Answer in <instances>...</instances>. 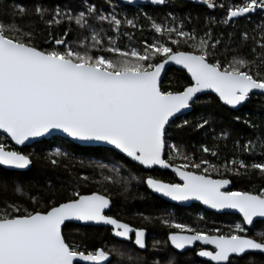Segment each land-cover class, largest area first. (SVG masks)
Listing matches in <instances>:
<instances>
[{
    "label": "snow or ice",
    "instance_id": "1",
    "mask_svg": "<svg viewBox=\"0 0 264 264\" xmlns=\"http://www.w3.org/2000/svg\"><path fill=\"white\" fill-rule=\"evenodd\" d=\"M135 2L123 0L125 5ZM147 2L163 6L169 0ZM194 2L212 12L218 8L224 12L220 18L206 15L203 27L198 28L199 17L193 22L190 15L178 18L169 14L170 19L165 17L160 22L147 13L129 18L117 11L114 0H107V8L94 0H69L51 8L36 3L31 9H9L0 0V15L12 17L8 23L0 21V134L15 146H24L60 132L94 146L109 161L88 165L99 169L102 179L81 175L78 181L118 185L122 193H129L133 184L143 183L172 201L195 200L214 210L239 213L240 221L229 225L227 233L220 228L205 231L175 222L171 214H140L146 221L158 219L165 227L179 230L169 231L166 240L153 241L151 264H179L193 246L198 248L199 257L214 264H238L245 257L247 264H256L251 255L264 254V187L259 191L228 190L232 180L226 177L250 179L256 174L264 178V134L250 137L242 145L235 142L238 153L247 154V161L234 154L218 165L203 157L196 160L171 144L169 159L182 161L173 164L164 158V149L168 127L175 123L173 118L186 115L199 102V94L210 90L233 109L254 92L264 94V21L251 31L230 30L240 18L251 22L253 14L264 16V0H241L230 5L223 0ZM25 15L37 17L46 26V35L44 30L24 23ZM140 19L145 23H139ZM186 21L192 23L190 30H185ZM61 25H65L63 34L53 35L52 29ZM73 25L80 37L76 40L68 39ZM220 25L226 26L225 33L217 34L214 29ZM146 29L156 34L151 42L143 38ZM137 31L140 38L135 35ZM38 37L47 47L38 46ZM134 39H139L141 47L122 46L123 40ZM218 46L222 52L216 51ZM229 51L233 53L231 59L222 63L219 55ZM170 63L190 75V82L182 90H162L161 74ZM243 122L258 127L248 120ZM188 123L183 119L176 127ZM206 126L211 127L206 117L195 125L207 130ZM228 136L221 131L220 138L226 140ZM201 151L218 156L217 150L205 145H201ZM67 156V152L56 149L48 158L57 165L56 158ZM31 164V153L0 140V191L26 197L35 206L29 211L21 203L0 201V264H112L113 253L123 257L115 246L107 251L104 247L87 250L66 242V222L110 226L114 238L149 250L145 228L133 227L106 211L113 206L110 190L84 194L79 188L87 184H78L68 198L57 202L51 187L48 194L25 191L19 177ZM156 166L171 168L181 182H163L140 174L142 169ZM213 171L220 178L213 179ZM209 245L211 250L203 247ZM137 260L149 264L139 256Z\"/></svg>",
    "mask_w": 264,
    "mask_h": 264
},
{
    "label": "trees",
    "instance_id": "2",
    "mask_svg": "<svg viewBox=\"0 0 264 264\" xmlns=\"http://www.w3.org/2000/svg\"><path fill=\"white\" fill-rule=\"evenodd\" d=\"M75 3H79L80 0H74ZM97 5H103L108 7L107 0H94ZM114 2H118L114 0ZM43 3L47 7H54L56 5H63L69 3V0H3V6L9 9L13 7L24 6L25 8L31 9L34 4ZM122 11H125L129 15L139 13L143 16L144 13L154 17L158 22L163 21L165 17L171 18L174 15L178 18H184L191 16L193 22L195 18L199 17L198 28L203 27L204 17L208 14H213L217 18H220L223 11L208 10L203 6H196L192 3L184 0H170L168 4L163 8H155L152 6L146 7H130L120 4ZM12 19L10 15H0V21L8 23ZM16 21L20 22V17L17 15ZM264 21V16L255 15L251 22L244 19H240L239 23L236 24L235 29L232 31L245 29L251 31L253 27ZM23 22L26 24H32L38 30H44L46 35V26L43 23L38 22V18L35 16L29 17L24 16ZM139 23H145L143 19L139 20ZM185 30H190L192 27L191 22H187ZM73 30L69 32L68 39L76 40L80 37L77 35V29L73 25ZM107 27V25H105ZM65 25L59 26V29L53 28V35H62ZM226 26L220 25L214 29L217 34L225 33ZM202 34V33H201ZM137 38H140V32L135 33ZM156 34L150 30H145L143 38L151 42L153 36ZM38 46L47 47L43 43V39L38 37L36 40ZM122 46L125 48L130 47H141L139 39H134L132 42L127 40L122 41ZM175 49V45L172 46ZM217 52H222L220 46L216 49ZM245 51H247L245 49ZM105 55H110L104 53ZM233 53L229 51L227 54L219 55V59L222 63L227 62L231 59ZM190 82V79L185 72L171 68L167 71L164 80L161 83L162 90H182L185 85ZM236 116L241 119L237 121ZM201 117H206L210 120L211 127L206 126L207 130L196 128L195 125L200 121ZM183 119L189 121L188 125L183 127H176V124H181ZM248 120L252 125L258 127H249L243 121ZM171 124V123H170ZM229 133L228 138H220L221 131ZM264 134V95H252L250 100L244 104V106L238 111H233L221 104L218 98L213 95H205L200 97L197 104L193 105V110L184 115L181 119H176L174 124L168 127L166 133V149L165 159L173 164H180L182 161L177 158L169 159V145L175 144L180 147L189 156L196 160L201 157L208 159L214 164H222L226 159H231L234 154H238L241 158L248 160L247 154L239 152L235 147V142L239 141L242 145L250 137L255 135ZM0 140L13 146L10 140L5 136L0 135ZM201 145L214 148L218 151V156L213 157L208 153L201 151ZM218 146V147H217ZM14 147V146H13ZM56 149H60L63 152H67L68 156L64 158H56L59 160L57 165H52L48 158L52 152ZM26 154H32L31 170L23 172V175L19 177L22 185L25 186V191L31 190L32 193L44 192L48 194V189L51 187L55 190L56 195L53 197L57 202H62L68 198L70 192L78 184H87L86 187H80L79 190L87 194L94 190L103 191L105 188L110 190L113 206L109 212L110 215L115 216L129 223L133 227H142L148 231L149 250L140 251L134 244L121 242L112 237V232L109 228L105 227H92V226H81L75 224H67L63 228V233L66 238V242L70 244L80 245L81 249L94 250L96 248L104 247L105 250L112 249L113 246L118 248L124 253L123 257H117L115 253L112 254V264H142V261H138L137 257L143 258V261H148L151 264V258L154 256V252L151 251V245L154 240H166V234L169 231H179L177 229H169L160 223L158 219H152L150 222L143 219V216L149 217H160L168 216L171 214V219L175 222L185 223L191 227L210 231L213 228H220L221 231L227 233L229 231L228 226L240 221V217L233 214L218 215L215 213L205 211L199 205H193L190 208L179 207L172 205L161 198L155 196L148 191L146 185L141 183L139 185L133 184L129 193H122L121 188L118 185L112 184H96L90 182L78 181L77 178L81 175H89L96 180L102 179L101 172L99 169H93L88 167L90 163L103 162L109 163L104 158V153L94 150V147H81L70 141L61 138L54 137L50 140H43L35 144L24 147L23 149H17ZM55 158V157H53ZM260 159L259 156L256 157ZM250 162V161H249ZM129 167H134L129 165ZM223 173V168H221ZM105 174H108L105 170ZM141 175H151L154 178H158L164 182H177L175 175L168 171H161L154 169L152 171L141 170ZM213 178H220L216 172L211 173ZM232 180L231 190H248V191H259L260 188L264 187V178L259 175L253 174L249 179L248 177H236L227 176ZM8 200L14 203H21L24 207H27L29 211H32L35 207L31 204L26 197L13 195L11 191L4 193L0 191V201ZM45 203L47 201L45 200ZM42 210V209H39ZM203 217V219H201ZM106 246V247H105ZM167 251H171L170 248ZM164 255L162 251L160 253ZM131 257V259H129ZM251 258L256 261V264H261L264 261V255L252 254ZM179 264H209L201 261L196 256V250L188 251L184 254V257L179 260ZM238 264H247V257L240 258Z\"/></svg>",
    "mask_w": 264,
    "mask_h": 264
},
{
    "label": "water",
    "instance_id": "3",
    "mask_svg": "<svg viewBox=\"0 0 264 264\" xmlns=\"http://www.w3.org/2000/svg\"><path fill=\"white\" fill-rule=\"evenodd\" d=\"M54 1H59V0H54ZM117 1H119L121 4L125 5V4L123 3V0H117ZM184 1H187V2H189V3H192V4L196 5V6H203V5H200V4H198V3H195L194 0H184ZM125 6H130V7H137V6H152V7H155V8H163V7H165V5H163V6L152 5V4L148 3L147 0H136L135 4H133V5H125ZM253 15H255V14H253ZM240 19H241V18H240ZM171 68H175V69H177V70H180V71L185 72L186 75L188 76V78L190 79V75L187 73L186 70L182 69V68H181L180 66H178V65H174V64H171V63H170V64H168V65L165 66V69H164V71H163L162 74H161V83H162V81L164 80V78H165V76H166V74H167V71H168L169 69H171ZM205 95H213V96H215L216 98H218V97L216 96V94L213 93V92H211L210 90H209V91H206L205 93H201V94H199L200 97L205 96ZM252 95H264V94H260V93H258V92H254ZM252 95H251V96H252ZM218 99H219V98H218ZM249 100H250V99H249ZM249 100H248V101H249ZM219 101H220V100H219ZM248 101H246L245 103H247ZM220 102H221V101H220ZM245 103H244V104H245ZM221 104L224 105L222 102H221ZM244 104L241 105V106H238L237 109H233V108H231L230 106H227V105H224V106L227 107V108H229V109H231V110H233V111H238L239 109H241V108L244 106ZM192 110H193V106H192V108L187 112V114H189ZM187 114H186V115H187ZM173 119L176 120L175 118H173ZM170 123H171V122H170ZM0 135H2V134H0ZM2 136H4V135H2ZM5 137H6V136H5ZM54 137H61V138H64V139L70 141L71 143H74V144H76V145H78V146H81V147H94V146H89V145L85 144L84 142L75 141V140H73L72 138L67 137L66 134H63V133H60V132H56V133H54V134H52V135H50V136H48V137H40V138H36V139H34L33 141H31V142H26V145H24V146H15L13 142H11V143L13 144V146H14L15 148H17V149H23V148L26 147V146H29V145L35 144V143H37V142H41V141H43V140H50V139H52V138H54ZM165 149H166V146H165ZM165 149H164V158H165ZM32 167H33V164H31V166H30L29 169L22 170V172L29 171V170L32 169ZM154 169H158V170H161V171H168V172L172 173L173 175H175V177H176L178 183L181 182L179 176L176 175V173L173 172L171 168H161V167H159V166H156V167H154L153 169H145V170H146V171H152V170H154ZM212 178H213V177H212ZM213 179H217V178H213ZM163 182H164V181H163ZM232 185H233V184L231 183L230 185L227 186L228 190H231V189H232ZM146 188H147V186H146ZM147 189H148V188H147ZM148 191L151 192L152 194H154L155 196L161 198L162 200H164V201H166V202H168V203H170V204H172V205L179 206V207L190 208V207H192L193 205H199V206H201V207H202L205 211H207V212L215 213V214H218V215H223V214H233V215H237V216L240 217L239 213H237L236 210H222V211H218V210H214V209L209 208L207 205H204V204H203L202 202H200V201H195V200L184 201V202L172 201L170 198H166V197H163L161 194L154 193V192H153L152 190H150V189H148ZM110 210H111V209H110ZM110 210H106V211L108 212V214H109ZM240 218H241V217H240ZM67 224H75V225H81V226H92V227H105V228H109V229H110V226L95 225V224H84V223H81V222H66V225H67ZM131 226H132V225H131ZM110 230H111V229H110ZM112 237L114 238L113 235H112ZM114 239H116V240H118V241H121V242H127V243H130V241H122V240H120L119 238H114ZM147 240H148V231H147ZM197 245H199V242H197ZM134 246H135V245H134ZM135 247H136V246H135ZM203 247L207 248L208 250H211V249H212V246H210V245H209V246H203ZM195 248H196V246H193V247H192L190 250H188V251H193V250H195ZM137 249H138V248H137ZM138 250H139V249H138ZM140 251H146V250H140ZM188 251H186V252H188ZM186 252H185V253H186ZM255 254H259V253H255ZM260 255H264V254H260ZM196 256H197L201 261L207 262V263H209V264H214V262H209V261L207 260V258H201V257H199V256L197 255V252H196ZM110 258H111V261H113V256H112V255H111ZM81 264H83V262H81Z\"/></svg>",
    "mask_w": 264,
    "mask_h": 264
},
{
    "label": "flooded vegetation",
    "instance_id": "4",
    "mask_svg": "<svg viewBox=\"0 0 264 264\" xmlns=\"http://www.w3.org/2000/svg\"><path fill=\"white\" fill-rule=\"evenodd\" d=\"M187 2V1H186ZM223 2L226 4V5H230V4H234V3H239V2H241V0H223ZM120 3V2H119ZM121 4V3H120ZM137 7H146V6H137ZM204 7V6H203ZM224 9H216L215 11H223ZM255 15H259V14H255ZM255 15H253V16H255ZM241 19H243V18H241ZM240 20V19H239ZM176 183H178V181L176 182ZM195 250H196V252L198 251V248L196 247L195 248Z\"/></svg>",
    "mask_w": 264,
    "mask_h": 264
},
{
    "label": "rangeland",
    "instance_id": "5",
    "mask_svg": "<svg viewBox=\"0 0 264 264\" xmlns=\"http://www.w3.org/2000/svg\"><path fill=\"white\" fill-rule=\"evenodd\" d=\"M169 2H170V0H169ZM115 3H117V4H118L117 11L121 12L122 14H126V12H125V11H122V8H121V5H120V3H119V2H115ZM130 48H131V47H130Z\"/></svg>",
    "mask_w": 264,
    "mask_h": 264
},
{
    "label": "bare ground",
    "instance_id": "6",
    "mask_svg": "<svg viewBox=\"0 0 264 264\" xmlns=\"http://www.w3.org/2000/svg\"><path fill=\"white\" fill-rule=\"evenodd\" d=\"M119 2V1H118Z\"/></svg>",
    "mask_w": 264,
    "mask_h": 264
}]
</instances>
